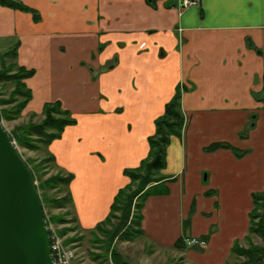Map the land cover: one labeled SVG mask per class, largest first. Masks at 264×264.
I'll return each instance as SVG.
<instances>
[{"label":"crops","instance_id":"obj_1","mask_svg":"<svg viewBox=\"0 0 264 264\" xmlns=\"http://www.w3.org/2000/svg\"><path fill=\"white\" fill-rule=\"evenodd\" d=\"M21 1L39 19L0 4V42L18 41L17 63L35 71L26 79L33 98L23 112L42 113L46 102L60 101L77 119L49 149L74 174L70 190L79 224L93 228L108 216L131 181L124 170L149 156L155 120L184 84V132L172 136L162 170L177 178L171 184L176 200L172 193L148 198L142 227L148 239L175 245L187 235L181 227L185 198L198 191L194 216L207 224L198 234L211 225L205 213L217 224L209 249L213 236L231 227L214 261L225 262L249 232L252 193L264 189V0H199L186 8L181 0H157L156 7L147 0ZM252 116L256 124L242 138ZM216 142L248 153L238 158L230 149L204 150ZM204 171L209 184L191 189L192 173ZM216 188L223 194L212 211L215 198L204 194Z\"/></svg>","mask_w":264,"mask_h":264},{"label":"trees","instance_id":"obj_2","mask_svg":"<svg viewBox=\"0 0 264 264\" xmlns=\"http://www.w3.org/2000/svg\"><path fill=\"white\" fill-rule=\"evenodd\" d=\"M148 3L156 7L157 0H147ZM3 6L28 11L33 13L36 19H39V13L36 9L29 7L21 0H0ZM19 42L17 41L13 46L2 54L3 59L13 57L17 59ZM5 64V62H3ZM115 62L110 63L107 68L113 67ZM16 68L15 71H13ZM34 69H28L25 66L16 63H11L8 66L4 65L0 70V82L15 83V89L10 98L4 100V103H14L13 106L5 111H0V119L7 118L12 120L18 118L25 109L28 102L32 99L33 92L27 86L25 80L34 75ZM186 90L184 84L178 85L176 92L172 99L166 104L164 113L155 120V133L149 136L150 152L149 156L144 159L138 167L127 168L124 173L130 178V183L122 187L116 194L113 203L111 204L108 216L96 225V231L105 233L107 236L111 235L113 239L115 236L127 241H133L145 235L142 227L144 218L143 209L145 207L148 197L158 195L166 192V189H161L167 180H175L176 177H168L160 175L159 173L166 166L167 147L171 142L172 136L182 137L186 117L182 109V95ZM261 99H264L262 95ZM42 114L44 115L41 122L29 123L21 126L23 130L21 136L18 138L19 143L33 149H41L42 147H49L50 144L62 136V133L67 126L77 123V119L72 112L65 109L60 101L46 102L44 104ZM250 124H248L245 135L249 133L250 129L256 124V116H252ZM13 134V133H12ZM14 135V134H13ZM16 138V136L14 135ZM233 148L239 157H243L247 151H239L231 144L226 142H216L206 147L207 151H214L218 148ZM48 161L56 162L55 156L51 153L45 159L41 160L38 166L44 168ZM37 166V167H38ZM39 168V167H38ZM31 171V169H30ZM61 169L57 173L51 174L43 183V189H66V194L63 196H52L44 191V194H39L42 205H50L55 208H67L73 203V195L70 190V185L74 179V174L71 172H63ZM33 179L34 175L31 171ZM36 186L39 191V186ZM253 208L250 211V226L249 232L243 239H237L232 248L231 253L235 256L243 258L240 264H264V244L254 243L255 235L261 238L264 242V189L252 193ZM52 221L55 223H71L77 218H66L62 214L52 215ZM117 219L118 223H114ZM111 225L113 230H109ZM73 229V228H68ZM67 229L61 230L64 235ZM95 234V233H94ZM96 236V235H95ZM96 239V240H95ZM97 241L98 237H95ZM110 239V240H112ZM207 240V237H204ZM74 238L66 239V243L74 241ZM244 243H248L245 246ZM176 248L184 249L186 247L185 240L180 237L175 245ZM103 256L107 259L108 252ZM102 255H97L100 258ZM111 258L114 262L119 264L120 257L118 253L112 251Z\"/></svg>","mask_w":264,"mask_h":264},{"label":"rangeland","instance_id":"obj_3","mask_svg":"<svg viewBox=\"0 0 264 264\" xmlns=\"http://www.w3.org/2000/svg\"><path fill=\"white\" fill-rule=\"evenodd\" d=\"M198 2L196 4H198ZM188 6H184L183 4H181V8H186ZM15 43L10 44L9 42L8 43L0 42V70L4 65L8 66L11 63L17 62L16 58L14 59L13 57H7L5 60L2 57V54L5 51L9 50ZM3 62H5V64H3ZM15 70L16 68L13 71ZM14 89H15V83L13 81L0 82V111L8 110L13 106L14 103L12 104L4 103V100L10 98ZM43 117L44 115L39 112H33L31 114H29L28 112L25 113L22 112L18 118L12 120H8L7 118H2L1 121L5 129L12 135V138L22 158L25 160L28 168L31 169V171L33 172L35 178L34 182L40 188L38 193L44 194L43 192L46 191L47 194L52 196H63L66 194V189L58 190V189L42 188L43 181L51 174L57 173L61 169L64 170L63 172H68L64 168H61L54 161H48L43 169H41V167L38 166L41 160L45 159L48 155L51 154L49 147H42L41 149H33L28 146L22 145L18 141V138L21 136L23 132L21 126H24L30 121L35 123L41 122ZM246 128L244 129V131L240 133V136L242 138H246L249 135V133H247L246 135L244 133L246 131ZM12 133L16 136V138ZM231 145L239 151H245L244 149L238 148L233 144ZM225 149L232 150L238 158H242L236 154L233 148H225ZM204 150L206 152L215 151V150L207 151L206 148ZM207 161L210 162V159ZM159 174L165 175L162 172V170ZM221 174L222 173H220V175ZM206 177H207L206 171H204L202 174H200L199 172H193L190 178L191 179L189 184L190 188L197 189L199 186H202L203 184L208 185L210 180H207ZM176 180L177 178L175 180L165 181L164 185L161 186V189H166V192L152 196H162V195L168 196L172 193L173 197H171L172 199L171 201L173 202V200H176L177 195H175V193L173 192L172 185L176 183ZM220 193L223 194V190H221L220 188L219 189L216 188L214 190H210V193L204 194L205 197L211 198L209 199L210 201L213 200L212 198H215V201L213 202L212 205L213 207L212 211L217 210L218 202H219L218 197ZM193 195L194 196H192L190 200L187 197L185 198V204L188 207V209L186 212V216L181 223L182 234H187L185 235V238L190 237L191 235L195 236L200 240V243L195 245H188L185 243L186 247L184 249L176 248L174 245L171 244H166L167 246H161L157 242H154V239L153 240L148 239L145 235L133 241L123 240L116 236L112 239L111 235L107 236L105 233H101L99 231L95 232L96 226H94L93 228L82 227L81 224H79L78 219L71 223H55L52 221L51 216L58 214L60 215L62 214V216H67L66 218H77L74 204L63 209L51 207L50 205L46 204L43 205V209L46 219L54 223L57 226L58 231L60 233L61 230L65 228L67 229L64 235L61 233V235L65 237V242L66 239H70V238L75 239L74 241H70L71 248L75 250V255H76L75 258L73 259L72 264H117L114 262L113 258H111L112 251L118 253V256L120 257L121 260V262L119 261V264H217L214 263V261L218 260L223 254V252L218 255V252H216V250L218 249L219 245L223 243V240L226 238L227 232L229 231V229H231V227H229V225L226 224L223 227L224 230L218 232L217 236L216 235L213 236L212 238L213 246H211V248L209 249L208 245L210 242V238L215 233L214 228L217 227V224L213 221L215 215H213L212 212L205 213L204 216L206 219L209 218V220H211V225L209 226V230L207 231V233L203 234L204 236H200V234L198 233L201 232L202 229H205L207 227V224L203 222L205 219H201L202 217L194 216V214L197 211V203L201 197V194H199L198 191H194ZM168 220L170 221L169 226L171 227V230L174 233L175 229H177V221H175V215L173 211L170 212ZM114 223H118L117 219L114 220ZM68 228H73V229H68ZM108 229L113 230V227L109 225ZM95 235L98 237L97 241H95L96 240ZM251 236L254 238L253 240L254 243L262 244V245L264 244L263 240H261L260 237L255 235H251ZM201 237H207V240ZM244 244L245 246L248 245V243H244ZM189 250L192 252L191 253L192 255H189L190 252ZM106 252H108L107 259L103 257L106 256L105 254ZM204 252H210V253L203 256L202 254ZM97 255H102V256L97 259L96 258ZM211 257L212 260H209ZM242 260L243 258L237 255L235 256L234 254L230 253L229 256L226 258L225 262H222L221 264H240Z\"/></svg>","mask_w":264,"mask_h":264},{"label":"water","instance_id":"obj_4","mask_svg":"<svg viewBox=\"0 0 264 264\" xmlns=\"http://www.w3.org/2000/svg\"><path fill=\"white\" fill-rule=\"evenodd\" d=\"M0 264H54L32 173L1 119Z\"/></svg>","mask_w":264,"mask_h":264},{"label":"built area","instance_id":"obj_5","mask_svg":"<svg viewBox=\"0 0 264 264\" xmlns=\"http://www.w3.org/2000/svg\"><path fill=\"white\" fill-rule=\"evenodd\" d=\"M198 0H182L181 4L188 6L196 4ZM46 225L50 237V253L54 264H72L75 258V250L71 248L70 244H66L65 237L58 231L57 226L50 220H46ZM186 244L194 245L200 243L197 237H190L185 239Z\"/></svg>","mask_w":264,"mask_h":264},{"label":"flooded vegetation","instance_id":"obj_6","mask_svg":"<svg viewBox=\"0 0 264 264\" xmlns=\"http://www.w3.org/2000/svg\"><path fill=\"white\" fill-rule=\"evenodd\" d=\"M180 6H181V2H180V4H179Z\"/></svg>","mask_w":264,"mask_h":264}]
</instances>
